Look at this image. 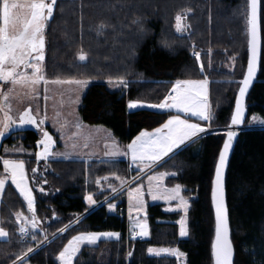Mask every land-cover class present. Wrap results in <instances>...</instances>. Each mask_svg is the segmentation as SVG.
I'll return each mask as SVG.
<instances>
[{
    "label": "trees",
    "instance_id": "trees-1",
    "mask_svg": "<svg viewBox=\"0 0 264 264\" xmlns=\"http://www.w3.org/2000/svg\"><path fill=\"white\" fill-rule=\"evenodd\" d=\"M261 12V66L248 98L247 123L257 117L263 127L246 126L240 131L226 179L236 264H264V0ZM183 14L186 28L181 34L175 22ZM44 32L47 77L128 81L127 92L112 91L105 82L92 83L79 107L83 122L110 128L120 144L160 127L173 114L148 108L129 112L128 102L158 104L177 80L208 79L210 123L228 127L238 88L233 80L240 76L225 66L231 58L240 60L247 53V0H56ZM81 54L87 57L84 62L79 60ZM222 137L220 133L200 137L156 168L175 174L166 180L167 186L180 185L182 196L190 201L188 236L179 235L181 213L165 211L157 203L147 205L149 232L139 239L127 238L125 201L119 214L106 205L87 212L90 205L85 199L88 195L97 202L106 198L129 175L128 161H38V129L11 132L2 148L18 140L27 153L6 154L1 148L0 177L8 175L5 159L25 163L37 221L24 197L7 182L0 202V227L7 234L0 240V264H20L19 257L35 246L21 238L19 215L31 217L40 227L30 232L39 241L43 231L51 233L71 217L84 215L62 237L31 253L26 264H61L59 255L70 239L89 232H118L120 237L84 246L74 264H175L172 257L150 255V247L179 249L186 254V264H209L208 194L212 159ZM104 177L107 185L99 187L98 180Z\"/></svg>",
    "mask_w": 264,
    "mask_h": 264
},
{
    "label": "snow or ice",
    "instance_id": "snow-or-ice-1",
    "mask_svg": "<svg viewBox=\"0 0 264 264\" xmlns=\"http://www.w3.org/2000/svg\"><path fill=\"white\" fill-rule=\"evenodd\" d=\"M262 0H250V32H251V58L247 64V74L242 80V87L239 90V99L236 101L235 114L232 116V125H242L245 114L244 100L246 94L252 85L258 69L257 59V25H258V5ZM56 4V0H52L51 4L44 3V0H38V2L30 5L31 19L25 21L22 31H16V26L19 21L17 10L21 7L16 0H2L0 4V19H2L3 27H0V81H12L18 83L20 80L30 81L32 84H36L43 80V69L41 62L45 59V37L44 29L46 22L52 17L53 6ZM181 17H177V30H181L180 24ZM197 60L200 59L199 53L195 54ZM87 57L83 54L79 56L80 61H85ZM10 65L11 67H7ZM21 65H24L25 69L31 68L33 75L31 77L27 75H20L16 72V69ZM19 76V80L17 77ZM58 82V81H57ZM77 84H84L85 81H75ZM111 83V81H109ZM123 83V81H122ZM206 80L202 81H180L175 82V86L172 91L175 93L174 97H170L164 103L155 105H139L136 102H130L127 107L130 110H137L140 108H148L150 110H176L177 113L189 114L192 117H198L199 120L208 122L211 120V112L207 104L206 95H202L207 85ZM126 86V84H125ZM8 97L5 96V99ZM78 102V97H77ZM5 118L7 122L0 121V137H3L8 132L9 127L13 121L7 116L5 112ZM21 125H34L38 126V121L32 115L27 112L20 118ZM40 124L43 120L39 121ZM42 138L38 140L37 145L42 146L43 151L38 155L41 159H46L50 155V148L53 145L52 136L43 128L39 129ZM208 129L202 126L200 123H191L188 119H181L179 115L172 116L167 120L162 127H158L154 132L142 131L135 137L131 144L127 147L130 150L131 159L135 163L140 161L141 165L144 162H148L151 165H155L160 162L169 153H173L174 149L180 148L181 145H185L187 141H194V138H198L201 134L206 133ZM238 133L236 131H229L227 133V140L223 144L222 150L219 152L218 163L215 167V180L214 190L212 192V199L215 205V219H216V243L214 245L215 264H233L234 248L229 239V227L227 221L226 210V169L227 161L230 156V152L233 148L234 141L237 138ZM111 156L127 155V153H120L114 151L108 153ZM5 169L11 170V179L16 188L23 194L27 201L30 211H34V198L31 191L28 190L24 184V163L23 161L15 162L5 159L3 161ZM166 174L161 173L149 177L148 191L152 195L153 200L166 199L168 201L178 200L179 208L187 214L189 204L188 201L180 194L181 186L176 185L173 188H166L162 185V180ZM175 175V174H172ZM155 181V186H153ZM4 180L0 179V189L4 187ZM123 189H115L112 191L119 194ZM86 202L89 205H95L96 201L92 195H88ZM128 199L131 203V207H135L138 211H143L145 202L143 200V194L140 188L128 191ZM115 205L108 203L109 211L115 209ZM175 210V209H173ZM180 232L181 237H186L188 232L185 229L186 221L181 219ZM139 232L137 235L145 237L148 235V226L146 223L136 222ZM25 229L22 227L21 232ZM66 231V229L61 230ZM7 235L3 230H0V236ZM102 237L119 239L120 233L118 232H106V233H89L86 235H77L69 242L68 247L60 253V260L63 264H72V257L76 254L82 244L95 245ZM29 252L32 249H28ZM160 251L169 252L173 256L180 258L185 257V253L179 249H162L157 250L154 248H148L149 253L159 254ZM132 254L129 253V256ZM27 256L20 258V264H26Z\"/></svg>",
    "mask_w": 264,
    "mask_h": 264
},
{
    "label": "rangeland",
    "instance_id": "rangeland-1",
    "mask_svg": "<svg viewBox=\"0 0 264 264\" xmlns=\"http://www.w3.org/2000/svg\"><path fill=\"white\" fill-rule=\"evenodd\" d=\"M44 1H45V3H48V0H44ZM16 2L21 6L17 10V15L19 16L20 19L17 23L16 31H22L25 21L31 19L32 9H31L30 5L32 3L37 2V1H30V0L20 1V0H18ZM178 16L181 17V20H180L181 30L178 31L177 27L175 26L176 31L178 33L184 34L185 28H186V15L183 14V15H178ZM177 17H176L175 24H177ZM0 27H3V23L0 25ZM195 52L199 53V51H195ZM246 54L247 53H245V56H243L240 60H238L237 58H231L225 66V69L228 70L231 74L235 75L236 72H237V75L239 74L240 77L238 79L233 80L234 82L238 83L237 87H239V84L241 82V79L243 77V73L245 70L246 58H247ZM199 55H200V53H199ZM41 65H42V69H43L42 75L44 78H43V80H41L40 82H38L36 84H32L30 81H27V80H20V82H18V83H13L12 81H8V82L0 81V100H1L0 121L7 122V120L5 118V112H7V116L9 118H11V121L14 122L10 125L8 131H10L11 129H24V128H32V127L37 128L38 131L40 128L45 129L52 136L53 145L50 148V155L46 159H41L39 157L38 154L43 151V148H42V146L38 147V150L36 152V158L38 161L69 160V159L76 157L78 155H81L82 157H85L87 159H92V160L103 159V157L107 161L123 160V159L130 160V162L135 166V169L137 168V170L133 174L129 173V175L127 177L123 178V180H121V181L119 180L120 184L115 189H118V190L123 189V190L119 194L114 193L112 191L106 198H104L102 200V203H100L101 201L97 202L95 200L96 204L106 205L108 208V203H111V204L115 205L116 207L113 211H110V212H115L116 209L120 206V203L122 201L126 202V206L128 205L127 203H129V205H131V203L128 199V191L134 190L136 188H140L141 192L143 194V200L145 202V206H144L143 211H138L135 207H131V212L128 214V210H127V216H129V221H130L129 222V228L130 229L136 228L137 231L139 232V228L137 227V224H136L137 221H139L141 223H146L148 226V221H147V217H146L147 205L165 202V205L163 204L165 211L180 212L181 213V217H180L179 221L181 219H184L186 221L185 229L188 232L187 214H185V212L179 208V201L176 200L177 202H173V201H168V200L163 199V198L153 200L151 193L148 191L149 177L154 176V175H159L161 173L166 174L162 180L163 187L173 188L176 186L175 185L173 187H169L166 184V180L169 178V175L170 176L172 175V173L159 172V171H156V168L160 164H162L166 159H168L170 156H172L174 153H176L179 149H181L182 147L178 148L177 150H174L173 153H171L165 159L163 158L160 162H158L155 165H151L148 162H144V164L141 165L140 161H137L134 163L131 159L130 150L127 147L132 142L129 144H126V145L120 144L119 141L117 140V138L114 136V134L110 128L103 126V125H91V124L85 123L82 121V119L80 117L79 107L81 105L83 96L85 95L88 87L92 83L98 82V81L105 82L107 84L108 88L112 91L121 90V91L127 92L128 85H129L128 81L125 79H101L99 77H88V78H84V77L80 78L79 77V78H75V79L49 78L46 76L47 74L45 73V59L43 62H41ZM7 67H11V66L7 65L6 68ZM16 72L20 75H27L29 77H31L33 75L32 69L31 68L25 69L24 65H21L19 68H17ZM17 79L19 80V76L17 77ZM202 80H206L208 82L202 95H206V97H207V104L209 106V110L211 112V118H212V109L210 106L211 102L209 99V95H210L209 94V89H210L209 84H210V82L208 81V79H202ZM202 80H194V81H202ZM75 81H85L86 83L77 84V83H75ZM109 81H111V83H109ZM122 81H123V83H122ZM184 81H186V80H184ZM125 84H126V86H125ZM174 86H175V83H174ZM173 87H172V89H173ZM172 89L167 92L166 97L160 103H164L166 100H169V102H170V97L175 96V93L172 91ZM5 96H7L8 98L5 99ZM77 97H78V102H77ZM130 102H136L139 105H155L153 103L140 101V100L129 101L128 104ZM160 103H158V104H160ZM127 110L129 112L134 111V110L128 109V107H127ZM157 111L173 113L167 118V120L169 118H171L172 116L179 115L181 119H188L189 122H191V123H200L202 126H207L208 131L206 133H203L200 137H203L207 134H217V133H220V134H222V136H224V133L227 130V126L215 127L216 125L211 124L210 121H208V122L201 121V120H199L198 117H192L189 114H185V113H177L176 110H174V109L173 110H157ZM25 112H27L29 115H32L33 117H35L37 119L38 126L21 125L20 124L19 118L21 116H23ZM40 120H43L42 124L39 123ZM167 120L164 123H166ZM162 125L160 127H162ZM246 126L247 127H263L260 119H258L257 117H252L250 119V121L246 124ZM154 130L147 131V132L151 133V132H154ZM39 135H40L39 139H41L42 136H41L40 131H39ZM5 136L6 135H4L3 137H5ZM3 137H0V139H2ZM200 137H198V138H200ZM198 138H196L195 140H197ZM222 139H223V137H222ZM221 143H222V140H221L220 144H218V146L216 147L215 152H214V156L212 159V165H211V175H212V171L214 168V164H215L218 152H219L220 147H221ZM2 150L4 153L12 154V155L13 154L27 153L22 142L18 141V140L13 144V146H11V147L4 146L2 148ZM114 151H118L120 153H127V155H117V156L108 155V153H112ZM8 160H12V159H8ZM12 161L20 162L17 160H12ZM97 161H99V160H97ZM6 171L8 172V175L3 177L5 179V182H11L13 184L12 179H11V170L6 169ZM130 175H133V177H130ZM166 177H167V179H166ZM107 181H108V177H104L102 179H99L98 180L99 187L102 185H107ZM127 182H129L130 184L128 187H125ZM152 183H153V186H155L156 182L153 181ZM24 184L27 186L28 190L31 191V193H32V189L30 187L29 180L27 177V171H26L25 163H24ZM14 186H15V184H14ZM112 189H113V187H112ZM17 190L23 196V194L20 192V190L19 189H17ZM180 194L182 195V187H181V193ZM32 196H33V193H32ZM33 198H34V196H33ZM185 200L188 201L189 208H190V201L186 198H185ZM26 203H27V201H26ZM175 203L177 204V206L174 205ZM27 207H28V204H27ZM33 208H34V211H30L29 208H28V210H29V213L31 214V216H33V218H35L34 220H36V217H34L35 216L34 215L35 199H34ZM129 208H130V206H129ZM189 208H188V210H189ZM173 209H175V210H173ZM187 213H188V211H187ZM83 217H84L83 215H79V216H75L73 218L71 217L70 219L68 218L69 219L68 222L67 221L64 222V225L60 226L58 229H56L55 231H53L51 233H50V231H47V230L43 231L42 232V239L40 241L37 240L32 235V240H33V242H35L34 243L35 246L32 248L31 252L28 251L27 253L23 254L21 257H24V256L28 257L31 253H34L39 248H42V247L48 245L49 243H51L52 241L56 240L59 237H62L64 234L67 233L68 230H70V228L72 226H74L75 224H78L79 221ZM17 221H18V223H20V234L22 233L21 232L22 227L25 230L30 231L31 233L35 232L37 230H40V227L37 226L36 223L31 221V217H27L25 215H19L17 217ZM134 222H135V225L133 226L132 224ZM207 225H208L207 226V237H208V243H209L210 240L212 239V233H213L212 232L213 218H212V212L210 210L209 205H208V213H207ZM62 229H66V231L62 232L61 231ZM179 231H180V223H179ZM148 232H149V226H148ZM89 233H106V232H89ZM89 233H82V234H78V235H86ZM186 237H181V238H186ZM1 239H4V238H0V240ZM72 239L73 238H71L70 241ZM109 239H112V238L102 237L99 241L109 240ZM69 242L66 244L64 249L68 247ZM84 246H91V245H88L86 243L82 244L80 246L79 251L73 255L72 264H74V260H75L76 256L78 255V253L80 252V250ZM153 248L157 249V250L169 249V248H155V247H153ZM64 249L61 252H63ZM149 254L154 255V256L172 257V258H174V260L176 257V256L171 255L169 252H164V251H160L158 255L155 253H149ZM21 257H19L17 262H20ZM59 257H60V255H59ZM128 257H129V254L127 255V259H128ZM183 258L185 260V257H183ZM59 261L61 264H63V261H61L60 258H59ZM209 264H211L210 260H209Z\"/></svg>",
    "mask_w": 264,
    "mask_h": 264
},
{
    "label": "water",
    "instance_id": "water-1",
    "mask_svg": "<svg viewBox=\"0 0 264 264\" xmlns=\"http://www.w3.org/2000/svg\"><path fill=\"white\" fill-rule=\"evenodd\" d=\"M247 1H248V49H247V54H246V57H247L246 58V66H245V70H244V73H243V77L241 79V82L246 77V74H247V64H248V61L251 58V32H250V25H249V19H250V0H247ZM49 4H51V3H49ZM53 11H54V6H53ZM261 15H262V12H261V4H260V5H258V25H257V40H256V44H257L258 69H257L256 75H255V78H254V80L252 82V85L250 86V88H249V90H248V92L246 94L245 100H244V106H245L246 111H245L244 118H243V124L242 125H232V123H231L232 116L235 114L236 101L239 99V90L242 87V83L240 82L239 87H238V89L236 91L235 98H234L233 110H232V113H231V116H230L229 124H228V127H227L226 132L224 133V136H223V139H222V143H221V147H220V150H219V152L222 150L223 144L227 140V133L229 131H236L238 133V136H237V138L234 141L233 148H232V150L230 152V156H229V159L227 161L226 179H227V172H228V168H229V165H230V161H231V158H232V155H233V152H234V149H235V146H236L238 137H239V133H240V131H242V130H244V129L247 128L246 127V123H247V120L249 118V111H248V108H247L248 98H249L250 92H251V90H252L255 82L258 79L259 72H260V66H261V51H262V34H261V23H262V19H261ZM52 16H53V14H52ZM51 19H52V17L46 22V26H47V24L49 23V21ZM46 26H45V28H46ZM219 152H218V155H217V158H216V161H215V164H214V168H213V171H212V175H211V178H210L209 194H208V205H209L210 210L212 212V218H213V228H212V232L213 233H212V239L209 242V260L211 261V264H215L214 245L216 243L215 205H214V201L212 199V192L214 190L215 167H216V165L218 163ZM225 191H226V180H225ZM226 210H227V221H228V227H229V239H230V241H231V243L233 245V248H234L233 264H236V251H235V247H234V244H233V238H232L230 214H229V208H228V203H227V193H226ZM130 257L131 256H129V258Z\"/></svg>",
    "mask_w": 264,
    "mask_h": 264
},
{
    "label": "crops",
    "instance_id": "crops-1",
    "mask_svg": "<svg viewBox=\"0 0 264 264\" xmlns=\"http://www.w3.org/2000/svg\"><path fill=\"white\" fill-rule=\"evenodd\" d=\"M16 1H18V0H16ZM20 1H26V0H20ZM30 1H37L38 2V0H30ZM44 3H45V1H44ZM47 4V3H46ZM44 34H45V32H44ZM204 127H206L207 128V126H204ZM15 130H18V129H11L10 131H8L7 133H5V135L7 136V135H9L11 132H13V131H15ZM202 135V134H201ZM6 136L5 137H3L2 139H0V152H1V148H2V142H3V140H4V138H6ZM196 138H194V140H195ZM190 143H192V141H187L186 142V144L185 145H181L180 146V148L182 147H185L186 145H188V144H190ZM181 148V149H182ZM174 150H177V149H174ZM180 150V149H179ZM178 150V151H179ZM171 153H169V155H170ZM168 155V156H169ZM167 157V156H166ZM166 157H164V159L166 158ZM69 160H74V161H90V160H92V159H87V158H85V157H82L81 155H78V156H76V157H73V158H71V159H69ZM96 160H99V161H107V160H105V158L103 157V159H96ZM123 160H125V159H123ZM167 160V159H166ZM126 161H128L129 163H130V165H131V168H133V169H135V166L130 162V160H126ZM137 162V161H136ZM135 170H137V168L135 169ZM131 176V175H130ZM169 177H170V175H169ZM0 179H2V180H4V182H5V179L3 178V177H0ZM166 179H167V177H166ZM165 179V180H166ZM7 180V179H6ZM6 183L7 182H5L4 183V187L2 188V189H0V202H1V196H2V193H3V190H4V188H5V185H6ZM128 200V199H127ZM173 202H177L176 200H172ZM100 203H102V201L100 202ZM128 205V214L131 212L130 211V208H129V206H131V205H129V203H127ZM160 204H164L165 205V202L164 203H160ZM175 206H177V204L175 203L174 204ZM99 206H101V205H99V204H95V205H90V208H89V210L87 211V212H89V211H91V210H93V209H95V208H97V207H99ZM84 216V215H83ZM129 216H128V224H129ZM133 226L135 225V222L132 224ZM0 230H2L1 229V227H0ZM130 230H134V231H136L137 233H138V231H137V229L136 228H132V229H130ZM5 232V231H4ZM6 233V232H5ZM7 236L5 235V236H0V238H6ZM2 240V239H1ZM109 240H116L115 238H112V239H109Z\"/></svg>",
    "mask_w": 264,
    "mask_h": 264
},
{
    "label": "built area",
    "instance_id": "built-area-1",
    "mask_svg": "<svg viewBox=\"0 0 264 264\" xmlns=\"http://www.w3.org/2000/svg\"><path fill=\"white\" fill-rule=\"evenodd\" d=\"M132 172V171H131ZM129 182L126 183V186L125 187H128L129 186ZM124 211V208L123 206L121 205L120 203V206L116 209V213H119L121 214L122 212ZM22 237H23V240L26 241V242H31L32 241V237H31V234L29 231L25 230L23 233H22ZM138 237L139 239H142V237L138 236L137 233L135 231H129L127 233V238H136ZM175 264H185V260L184 258H180V257H175Z\"/></svg>",
    "mask_w": 264,
    "mask_h": 264
}]
</instances>
